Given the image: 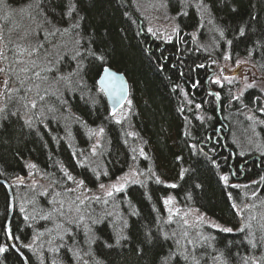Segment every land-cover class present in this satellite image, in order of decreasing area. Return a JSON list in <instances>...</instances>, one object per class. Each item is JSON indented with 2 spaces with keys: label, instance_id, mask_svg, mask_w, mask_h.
<instances>
[{
  "label": "trees",
  "instance_id": "1",
  "mask_svg": "<svg viewBox=\"0 0 264 264\" xmlns=\"http://www.w3.org/2000/svg\"><path fill=\"white\" fill-rule=\"evenodd\" d=\"M166 3L176 31L162 41L145 30L134 0L0 2L8 51L16 54L30 43L36 60L28 65L31 70L40 53L59 66L51 77L58 80L59 96L49 97L45 105V114L56 119H24L13 97L0 118V179L10 183V226L28 264H53L48 253L42 251L39 263L26 247L31 215H47L49 207L45 197L13 180L25 176L28 163L55 181V187L67 174L90 185L113 179L131 164L132 138L143 150L136 168L144 180L112 195V212L105 208L107 214L88 230L71 226L53 246L59 262L78 257L86 264H264V237L241 229L233 206L250 190L264 194L261 92L249 87L232 98L222 87L212 89L209 79V68L225 54L232 60L247 57L264 76V0H198L200 8L189 4L180 11L175 0ZM21 8L19 21L11 12ZM104 66L122 72L129 82L127 124L111 118L97 87ZM249 111L260 120L257 138L250 153H238L232 136L241 146L247 143ZM59 114L70 121L68 130ZM93 126L102 130L98 180L88 164L78 162L91 144L86 128ZM223 174L239 187L224 181ZM168 194L231 231L211 227L204 229L202 241L178 243L162 219ZM7 213L8 193L0 184V246L5 248L0 264H23L6 239Z\"/></svg>",
  "mask_w": 264,
  "mask_h": 264
},
{
  "label": "rangeland",
  "instance_id": "2",
  "mask_svg": "<svg viewBox=\"0 0 264 264\" xmlns=\"http://www.w3.org/2000/svg\"><path fill=\"white\" fill-rule=\"evenodd\" d=\"M179 2L182 4V6L180 5V10L189 4L200 8L198 0H179ZM135 3L140 10L139 13L144 28L151 36L153 35L162 41L174 36L176 24L174 15L167 8L166 0H135ZM201 10L203 9L201 8ZM23 11L24 8H21L11 13H14L15 18L20 21L22 20L21 15ZM201 15L203 17V11ZM1 26L0 21V118L5 109L4 106L8 103V99L13 97L24 119L31 120L34 118L32 115L41 122L46 117L56 119V116L51 112L45 114V109H48L45 105L48 103L47 99L49 97L56 98L59 96L60 87L58 88L57 86L59 84L58 80L51 79V77L54 78L58 74L59 66L57 65V61L54 63L40 53L36 66H32L33 71L27 75L23 74L21 68L23 70L25 68L31 70L29 66L35 63L36 60H32L31 57V55H35V51L33 53L30 43H23L15 51L16 54H11L8 51L10 45L7 46L6 44L7 42L5 41V35H3ZM210 29L213 31V28ZM63 31L64 29H62ZM19 45V43H16L12 46L18 47ZM66 51V49H62L61 52L65 53ZM72 56L67 57V59L72 61ZM209 71L211 72L209 79L212 89L215 86L216 88L222 87L228 92L230 97L236 98L246 88L256 87L261 92V101L264 105V76H262L255 64L247 57L232 60L228 54H225L221 60L209 68ZM46 75H49V77ZM127 111L128 105L125 103L111 118L114 121L125 124ZM262 111L264 112V109ZM57 116L60 124L66 123L63 115L59 114ZM246 118L250 130L249 133L247 131V143L241 146V143L232 136L234 144L238 146V153L240 151L244 154L250 153L254 149V147L250 146L257 138L256 127L260 123L259 118L252 111L248 112ZM67 122L70 123V121ZM69 123L65 124V130L70 128ZM239 131L240 133L237 134L240 135L241 129ZM86 134L91 139V151L88 150L87 154H81L78 162L79 164L85 163L86 166L89 165L95 179L98 180L100 178V170H103L102 167L97 165L99 163L98 147L101 142L102 130L99 127H87ZM128 134L130 136L131 133ZM67 137L66 135L65 138ZM132 141L133 144H130V166L110 180H98L90 185L80 177L67 174L65 175L66 181L61 183L62 186L55 187L54 184L56 182H53L52 179L50 180L46 175L42 174L35 166L33 167L32 163L27 164L24 177L18 176L13 180L15 183H20L23 189L26 190L28 188L32 192L45 197L47 206L49 207L47 215H40L39 217L34 214L31 215L33 231L31 240L26 244V247L34 254L39 263L42 261L41 254L44 251L48 253L53 264H66L58 261L55 249H53L54 244L58 243L59 238L65 232L68 231L69 233L71 226L74 228L82 227L84 230H88L91 222L107 214L105 208L107 205L112 206L110 198L118 192L117 188L122 190L128 183L144 180V175L136 168V160L142 155L143 150L135 138H132ZM246 145L248 148L245 149ZM233 173L234 171L231 175ZM225 176L226 174H223L222 177ZM233 180L236 181V179ZM226 182L239 187V183L236 184L228 179ZM102 185L103 187H101ZM121 185H123L122 188H120ZM109 192H111V195H108ZM250 192L247 196H243L244 198L241 202H233L239 218V226L241 229L249 231L250 234L252 233L251 235L257 231L258 235L264 237V194L261 195L259 192L253 190H250ZM18 199L21 208H23L26 204L24 194H20ZM162 205V219L169 228L170 234L175 237L178 243L202 241L204 229L211 227L229 229L193 207L180 206L171 194L164 196ZM28 213H31L30 210ZM68 264H86V261L84 258L76 257L75 259H71Z\"/></svg>",
  "mask_w": 264,
  "mask_h": 264
},
{
  "label": "water",
  "instance_id": "3",
  "mask_svg": "<svg viewBox=\"0 0 264 264\" xmlns=\"http://www.w3.org/2000/svg\"><path fill=\"white\" fill-rule=\"evenodd\" d=\"M107 68L108 71L105 72L104 69ZM97 86L103 92L107 104L109 106L110 114H113L121 105L125 103L129 95V83L127 78L122 72L116 71L108 66H104L96 80ZM0 184L4 185L8 193V214L5 224V234L7 237V242L13 250L16 247L13 243L11 237L10 229V219L13 212V195L11 187L8 182L4 179H0ZM22 256V255H21Z\"/></svg>",
  "mask_w": 264,
  "mask_h": 264
},
{
  "label": "bare ground",
  "instance_id": "4",
  "mask_svg": "<svg viewBox=\"0 0 264 264\" xmlns=\"http://www.w3.org/2000/svg\"><path fill=\"white\" fill-rule=\"evenodd\" d=\"M135 1V0H134ZM175 3L177 4V10H179L180 11V5L182 6V4H181V2H179V0H175ZM181 10H182V8H181ZM33 70H28V69H26L25 68V70H23L22 68H21V72L23 73V74H25V75H27L28 73H31ZM126 77V76H125ZM129 83V82H128ZM100 91H101V89H99ZM128 97H129V95H128ZM128 99V98H127ZM122 107V105L119 107V108H121ZM118 108V109H119ZM117 109V110H118ZM116 110V111H117ZM108 113L110 114V112H109V108H108ZM100 147H101V142L99 143V147H98V150H99V154L101 153V151H102V149H100ZM88 150L89 151H91V149H90V146L87 148V152H88ZM6 182H8V180L6 181ZM9 183V182H8ZM9 185H10V183H9ZM4 186V185H3ZM6 189V188H5ZM7 191V190H6ZM111 205H113V203L111 202ZM106 209H108V213H110V212H112V210H111V206L110 205H107L106 206ZM26 212H28L29 210H25ZM8 214V213H7ZM11 220V219H10ZM6 224V223H5ZM10 229H11V226H10ZM6 235V234H5ZM11 237H12V240H13V243H14V245H15V247H16V250H15V252L21 257V259H22V262H23V264H28V262H27V258H26V256L24 255V253H23V250L19 247V246H17L16 245V243H15V241H14V236H13V233H12V230H11ZM6 239H7V237H6ZM12 248V247H11ZM13 249V248H12ZM22 255V256H21Z\"/></svg>",
  "mask_w": 264,
  "mask_h": 264
},
{
  "label": "snow or ice",
  "instance_id": "5",
  "mask_svg": "<svg viewBox=\"0 0 264 264\" xmlns=\"http://www.w3.org/2000/svg\"><path fill=\"white\" fill-rule=\"evenodd\" d=\"M0 2H2V0H0ZM71 7L72 6H70V8H69L70 11H71ZM241 32L243 33V29H241ZM41 47H42V45H41ZM33 51H35V49H33ZM93 55H94V53H93ZM104 71L107 72L108 69L105 68ZM37 75H39V74H37ZM33 167H34V165H33ZM69 179H71V177H69ZM222 179H224L225 181H227V177L226 176L225 177H222ZM101 187H103V185ZM122 187H123V185L120 186V188H122ZM119 190L120 189L117 188V191H119ZM108 195H111V192H109ZM223 230L226 231V232H230L231 231V229H227V228L226 229H223ZM4 251H5V248L3 246H0V252H4Z\"/></svg>",
  "mask_w": 264,
  "mask_h": 264
}]
</instances>
